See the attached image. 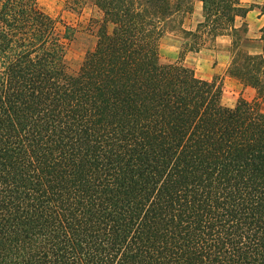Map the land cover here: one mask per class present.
Listing matches in <instances>:
<instances>
[{
	"label": "trees",
	"instance_id": "16d2710c",
	"mask_svg": "<svg viewBox=\"0 0 264 264\" xmlns=\"http://www.w3.org/2000/svg\"><path fill=\"white\" fill-rule=\"evenodd\" d=\"M74 3L101 18L72 74L75 29L38 0H0V264H264V113L226 107L221 84L182 63L239 40L249 9ZM167 34L184 40L176 62L161 55ZM245 68L234 74L264 97Z\"/></svg>",
	"mask_w": 264,
	"mask_h": 264
},
{
	"label": "crops",
	"instance_id": "0c3cea01",
	"mask_svg": "<svg viewBox=\"0 0 264 264\" xmlns=\"http://www.w3.org/2000/svg\"><path fill=\"white\" fill-rule=\"evenodd\" d=\"M241 4L249 9L243 19L237 20V28L245 25L247 29L241 38L219 36L206 42L198 52L186 53L182 63L194 70L198 79L221 84L222 102L228 95L226 107L234 108L239 99H244L258 103L260 111L264 113V97H261L258 89L234 74L236 67L245 65V71L264 84V0H241ZM202 21V3L196 2L187 24L195 30ZM165 45L176 56L184 50V40L178 34L168 36Z\"/></svg>",
	"mask_w": 264,
	"mask_h": 264
},
{
	"label": "rangeland",
	"instance_id": "374dc122",
	"mask_svg": "<svg viewBox=\"0 0 264 264\" xmlns=\"http://www.w3.org/2000/svg\"><path fill=\"white\" fill-rule=\"evenodd\" d=\"M38 6L57 21L60 29L63 30L65 25L75 29L76 36L66 53L69 72L75 73L83 62L86 52L95 45L96 26L94 25V20H99L101 14L91 4L77 8L74 0H38ZM186 27L190 29L188 24H186ZM170 35H165L161 40V55L166 62H176L179 60L180 55H174L165 45L166 38ZM227 96L223 100L225 106L227 105Z\"/></svg>",
	"mask_w": 264,
	"mask_h": 264
}]
</instances>
